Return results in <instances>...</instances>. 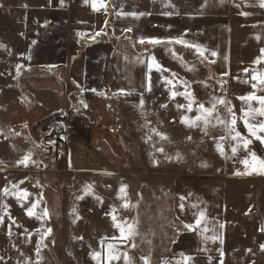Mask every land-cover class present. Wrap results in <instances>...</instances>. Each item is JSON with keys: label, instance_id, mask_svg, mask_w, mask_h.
Returning <instances> with one entry per match:
<instances>
[{"label": "rangeland", "instance_id": "374dc122", "mask_svg": "<svg viewBox=\"0 0 264 264\" xmlns=\"http://www.w3.org/2000/svg\"><path fill=\"white\" fill-rule=\"evenodd\" d=\"M46 1L0 0V49L12 51L10 44L19 43L18 37L22 36L24 16L40 9ZM185 1L178 3L181 8L190 2ZM200 1L193 0V4L199 5ZM151 4L159 5L163 14L175 6L170 0ZM202 4L211 19H216L217 7L222 4L226 13L233 10L229 0H202ZM160 20L164 22L161 24H169V19ZM185 20L177 19L176 23L187 26ZM178 39L183 40L177 37L160 47L143 48L150 80L152 71L162 77L155 85L161 96L154 93L153 98L141 95L136 99L128 94L118 102H94L89 105L90 115L82 106L64 109L61 73L29 69L17 60L16 52L0 63V165L14 167L1 172L8 179L12 177V188L5 195L8 207L4 216L8 220L2 222L1 228L12 241L14 251L18 246L16 253H32L27 255L26 264H58L60 253L71 258L67 262L69 259L64 257L66 264H85L93 259V253H101L93 259L97 264H111L107 261L108 243L115 244L120 253L115 264L125 263L124 253H142L148 264H185V257L176 258L173 253L179 247L194 251L201 239L211 238L218 226V206L221 208L220 195L213 189L210 188L212 193L207 190L198 196L191 188L202 185L189 183V190L184 187L190 175H213L222 180L223 231L219 257L192 256L186 264H264V170L250 156L254 152L264 159V143L258 140L261 151L254 148L256 139L248 137L240 119L241 110L249 107L247 102L217 95L212 66H200L197 55L188 50L186 43H176ZM152 53L155 64L150 68ZM203 75L210 79L209 96V82ZM149 84L151 87L153 83ZM173 92L177 93L174 98ZM185 92L194 100L191 111ZM217 99L228 102L227 106L217 104L220 119H231L227 111L231 107L237 130L252 140L247 150L239 147L233 154L232 147L237 142L215 118H210L207 126L203 121L192 125L181 121L182 117L194 121L200 104L211 108ZM51 104L64 112L87 114L89 121L75 134L79 145L64 164L67 172L57 170L54 143L41 125L54 111ZM261 119L264 117H257V121ZM86 129L90 135L89 158L95 160L92 163L87 160V141L81 140L86 139ZM217 145L222 146L223 154ZM200 212L204 213L203 226L196 225ZM113 216L115 223L125 228L126 238L114 227ZM17 220L25 225H17ZM127 225L133 226L131 236L127 235ZM18 228L22 234L15 231ZM17 234L22 240L14 239ZM133 261L132 264H142ZM17 264H22L19 258Z\"/></svg>", "mask_w": 264, "mask_h": 264}, {"label": "crops", "instance_id": "0c3cea01", "mask_svg": "<svg viewBox=\"0 0 264 264\" xmlns=\"http://www.w3.org/2000/svg\"><path fill=\"white\" fill-rule=\"evenodd\" d=\"M166 1L169 0H104L106 7L97 11L93 10V0H47L40 9L24 16L22 36L18 37L19 43L10 44L9 50L12 51L0 49V63L5 62L6 56L16 52V55H19L17 60L29 69H37L42 73L50 70L61 73L60 80L66 99L64 109L70 105L82 106L90 115L89 105L94 102L96 104L109 99L118 102L128 94L136 99L141 95L153 98L154 93L161 96L155 85L157 81L161 82L162 77L152 71L150 80L147 74L148 61L143 48L160 47L166 40L178 37L183 38L188 50L197 55L196 60L200 66H212L217 78V87L214 90L217 95L238 98L252 93L254 90L251 87V75L253 72H264V54L261 51L264 49V0H229L233 10L226 13L224 4L223 7L218 6L216 19H211L207 7L203 10L202 0L199 5L190 0L185 8H181L178 3L187 1L170 0L175 6H170L168 14L161 13L159 5L151 4ZM130 13H136L137 16L128 15ZM141 13L143 15H139ZM162 18L169 19V24H161L164 23L160 20ZM177 19H186L187 26L178 25ZM77 31L81 36L73 35ZM152 38L159 39L161 43H148ZM141 39L145 40L144 44L139 42ZM258 58H261L262 62L254 63ZM245 69L249 71L245 72ZM203 78L206 82L210 81L207 75ZM149 82L153 83L151 87ZM209 85L210 82L206 86L207 96ZM148 87L153 90L149 91ZM214 91L211 93L215 95ZM256 95L264 96V90H256ZM81 96L83 103L79 100ZM251 104L258 105L255 101ZM207 106L208 104L206 108ZM51 109L54 111L50 112V115L64 112V109L57 110V106L53 105ZM86 130V139L81 140L87 141V160L92 163L95 160L89 158L90 135L89 130ZM5 168L13 170L14 167L10 164L7 167L0 165V264H17L18 258L19 262L26 264L27 255L32 253H16L18 246L14 251L12 241L1 228L2 222L8 220L4 216L8 207L5 189L12 188V177L8 179L1 174ZM183 182L181 179L180 187ZM189 183L202 185V188H191L198 196L207 190L211 192V189L220 195L218 226L211 238L205 237L201 239L202 243H197L200 246L196 250L179 247L173 254L175 257L180 255L181 258H217L222 249V180L213 175H190L185 179L184 187L187 190ZM15 222L17 225H25L20 220ZM203 224L202 221L201 225ZM15 231L21 234L23 232L19 228ZM17 235L14 239L22 240V236ZM179 244L182 245L180 242ZM127 256L130 264L134 263L133 260L145 264V256L142 253H128ZM64 257L69 259L67 262L71 261L67 253H60L58 264H66ZM110 262L116 263L114 260ZM85 264L97 262L89 259ZM123 264H126V261Z\"/></svg>", "mask_w": 264, "mask_h": 264}, {"label": "snow or ice", "instance_id": "6c2138e0", "mask_svg": "<svg viewBox=\"0 0 264 264\" xmlns=\"http://www.w3.org/2000/svg\"><path fill=\"white\" fill-rule=\"evenodd\" d=\"M264 6V5H262ZM92 7L93 10H100L101 8H105L106 4L104 3V0H93L92 2ZM128 15H132V16H137L136 13H130ZM139 15H143V13L139 14ZM131 29H129L130 31ZM96 35H100V33H96ZM141 44L145 43L144 39H141L139 41ZM148 43L151 44H159L161 43V41L159 39L156 38H152L149 39L147 41ZM176 43H181V44H185L186 42L183 40H176ZM199 51V49H198ZM262 54H264V49L261 50ZM201 55H203V53H200ZM213 55H215V53H213ZM262 59L258 58L256 61H254V63H261ZM155 64V59L154 57L152 58V60L149 63V67L151 68V66ZM19 67V66H18ZM157 68H160L161 66L156 64ZM248 69H245V72H248ZM251 80V87L253 88V92L244 96H240L238 97V99H240L241 101H245L248 102L249 107L247 109H242V113L243 115L240 117V119L243 121L244 127L247 129L248 131V137H254L256 140H259L261 143H264V135H261L262 133H264V119H261L259 121H257V117H264V96H259L256 95V90H264V72H260V73H256L253 72V74L250 77ZM167 83H172V81H166ZM245 83H248L249 81H244ZM177 95V93L173 92L172 93V98H174ZM184 95L186 97H191L190 93L185 92ZM255 101L259 107H252L251 102ZM194 102L193 99H189V108L188 110L191 111V105ZM226 101L222 100V99H217L213 104L211 108H206L203 104H200L198 107V112L199 115H197L195 117L194 121H190L185 117L181 118V121L184 123H189L190 125L195 124L196 121H203V123L205 124V126H207V124L210 122V118H215L217 120V122L219 124L224 125L227 128L228 131V135L231 138V140L236 141L237 143L233 145L232 147V152L233 154H235L238 150L239 147H243L245 150L248 149V145L252 142V140L250 138H246L244 136L241 135L240 131L237 130L236 128V123H237V118L235 113L233 112V109L231 107L227 108V111L229 113V116L231 117V119L229 120H224V119H220L218 113H217V104H224L225 106H227ZM143 104V101H141V105ZM178 107H184L183 105H178ZM215 114V115H214ZM253 121H256L255 123H253ZM220 139H224V137H220ZM217 150L221 152V154H223V148L221 145H217ZM162 151V150H161ZM250 156L252 161H254L261 170H264V159H261L259 157L256 156V154L254 152H250ZM25 161L28 159V157L26 156ZM23 162V161H22ZM243 163L247 164L248 160L243 161ZM239 174V173H237ZM5 191H7L5 189ZM120 192H124V187H121ZM26 195V193H25ZM183 199V198H181ZM36 205L33 204L32 208H35ZM181 207H183V205H181ZM32 213V209L28 210V215L31 216ZM45 215H47V212L45 211ZM204 219V213L200 212L199 213V217L196 220V225H200L201 222ZM113 221H114V227H117L121 233V237L126 238L125 237V228L121 227L120 224L115 223L116 221V217L113 216ZM186 227H188L189 229H192V225H186ZM127 229H128V236H131L133 234V226L132 225H127ZM51 230L49 229V232ZM108 239V238H105ZM112 240H116V237H112ZM104 240L101 241V244L103 245ZM262 249H264V245L261 246ZM108 248V252H107V261H112V260H116L120 258V253L118 251H116V246L113 243H108L107 245ZM37 254H39V246L37 248ZM101 253H93V259H95L97 256H100ZM124 255V259L126 261V264H130L129 258L127 256L126 253L123 254ZM190 259L188 257L184 258L185 264L187 262V260ZM145 260V264H148V260L147 258H144ZM37 264H39V262H37Z\"/></svg>", "mask_w": 264, "mask_h": 264}, {"label": "built area", "instance_id": "2783aa9c", "mask_svg": "<svg viewBox=\"0 0 264 264\" xmlns=\"http://www.w3.org/2000/svg\"><path fill=\"white\" fill-rule=\"evenodd\" d=\"M76 36H81L77 31ZM42 128L49 135V138L54 143V158L57 164V170L67 172L64 166L69 153L76 149L79 141L75 134L79 128L86 127L88 119L84 113H73L71 111L60 112L55 117H49L41 122Z\"/></svg>", "mask_w": 264, "mask_h": 264}, {"label": "trees", "instance_id": "16d2710c", "mask_svg": "<svg viewBox=\"0 0 264 264\" xmlns=\"http://www.w3.org/2000/svg\"><path fill=\"white\" fill-rule=\"evenodd\" d=\"M58 115V113H53V114H51L49 117H55V116H57ZM258 140H254V142H253V146H254V148H256L257 150H259V151H261V149L257 146L258 145Z\"/></svg>", "mask_w": 264, "mask_h": 264}, {"label": "water", "instance_id": "95a60500", "mask_svg": "<svg viewBox=\"0 0 264 264\" xmlns=\"http://www.w3.org/2000/svg\"><path fill=\"white\" fill-rule=\"evenodd\" d=\"M82 96H83V95H82ZM82 96H81V97H79V100H80V101L83 103V101H82V100H83V99H82L83 97H82Z\"/></svg>", "mask_w": 264, "mask_h": 264}]
</instances>
